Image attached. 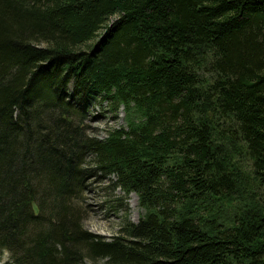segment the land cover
Wrapping results in <instances>:
<instances>
[{"label": "trees", "instance_id": "16d2710c", "mask_svg": "<svg viewBox=\"0 0 264 264\" xmlns=\"http://www.w3.org/2000/svg\"><path fill=\"white\" fill-rule=\"evenodd\" d=\"M103 104L124 125L98 139ZM97 175L142 210L109 240L83 228ZM3 253L264 264V0H0Z\"/></svg>", "mask_w": 264, "mask_h": 264}, {"label": "rangeland", "instance_id": "374dc122", "mask_svg": "<svg viewBox=\"0 0 264 264\" xmlns=\"http://www.w3.org/2000/svg\"><path fill=\"white\" fill-rule=\"evenodd\" d=\"M92 112L88 122V134L98 139H103L110 129L124 125L123 113L119 112L114 116L107 111L104 104L96 106ZM114 180V177L104 179L99 175L88 179L81 199L83 228L106 240L115 236L123 219L136 223L142 214L136 196L130 194L124 197L120 190L111 187ZM0 264H9L8 254L3 253L0 256ZM97 264H104V261Z\"/></svg>", "mask_w": 264, "mask_h": 264}, {"label": "water", "instance_id": "95a60500", "mask_svg": "<svg viewBox=\"0 0 264 264\" xmlns=\"http://www.w3.org/2000/svg\"><path fill=\"white\" fill-rule=\"evenodd\" d=\"M32 207H33L34 213L37 214L38 213V209H37V207H36V205L34 203L32 204Z\"/></svg>", "mask_w": 264, "mask_h": 264}]
</instances>
